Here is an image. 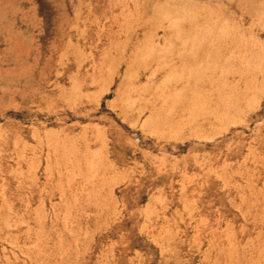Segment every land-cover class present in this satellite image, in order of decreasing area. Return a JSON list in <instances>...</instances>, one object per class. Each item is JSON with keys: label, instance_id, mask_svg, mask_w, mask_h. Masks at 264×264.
Listing matches in <instances>:
<instances>
[{"label": "rangeland", "instance_id": "obj_1", "mask_svg": "<svg viewBox=\"0 0 264 264\" xmlns=\"http://www.w3.org/2000/svg\"><path fill=\"white\" fill-rule=\"evenodd\" d=\"M0 264H264V0H0Z\"/></svg>", "mask_w": 264, "mask_h": 264}]
</instances>
